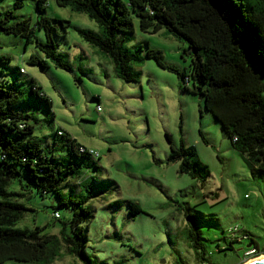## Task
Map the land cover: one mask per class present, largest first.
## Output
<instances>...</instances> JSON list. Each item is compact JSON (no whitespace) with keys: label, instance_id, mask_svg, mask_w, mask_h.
Instances as JSON below:
<instances>
[{"label":"rangeland","instance_id":"obj_1","mask_svg":"<svg viewBox=\"0 0 264 264\" xmlns=\"http://www.w3.org/2000/svg\"><path fill=\"white\" fill-rule=\"evenodd\" d=\"M13 1L0 0V11L12 8V20L27 18L33 25L34 0H21L16 8ZM42 13L56 25L57 33L52 32L56 50L71 69L49 60L46 67L29 62L31 54L44 57L34 44L36 38H44L42 29H34L31 41L0 32V57L8 56L0 60V78L21 89L15 108L29 114L26 121L42 146L55 141L59 147L65 136H72L97 152L94 158L81 160L80 177L70 176L64 191L86 196L92 210V217L82 223L84 250L92 264H203L200 249L193 247L187 234L188 221L198 230L211 264L243 263L242 251L249 239L230 244L229 226L238 227L237 237L247 231L263 246L264 170L233 147L202 97L186 88H191L190 79L183 81L145 54L147 48L159 49L167 65L188 72V44L165 26L155 32L142 30L132 16L133 30L116 33V38L122 47L140 49L142 58L130 63L138 74L136 80H124L114 72L110 57L76 32L78 27L100 31L85 12L47 0ZM30 79L49 105L29 93ZM56 129L64 135L57 136ZM167 136L174 145L182 141L194 147L195 160L206 165L203 179L180 173L179 160H168ZM90 161L98 167L86 168ZM54 198V192L31 195L25 204L32 210L25 211L14 226L39 225L44 232L57 234L61 221L51 216ZM127 200L141 211L129 215ZM57 210L61 217L69 212L66 207ZM0 264L38 263L7 258ZM41 264H78V259L61 245L58 257Z\"/></svg>","mask_w":264,"mask_h":264},{"label":"trees","instance_id":"obj_2","mask_svg":"<svg viewBox=\"0 0 264 264\" xmlns=\"http://www.w3.org/2000/svg\"><path fill=\"white\" fill-rule=\"evenodd\" d=\"M47 0H34L35 22L27 18L11 19L13 9L0 11V32L13 33L31 41L34 29H42L44 38L35 45L44 57L31 54L30 63L47 66V60L62 69H71L56 50L52 32L56 25L42 13ZM57 5L85 12L99 27L76 28V32L90 45L110 57L114 72L124 80H136L138 74L131 61H140V49L122 47L116 33L133 30L132 16L137 17L142 30L155 32L165 26L170 34L188 44L191 60L188 72L167 65L159 49L147 48L145 54L162 67L175 71L181 79L191 80L188 90L202 97L204 107L221 124L235 149L257 169L264 170V0H54ZM14 0L12 7H19ZM8 56L3 55L4 62ZM22 69V70H21ZM24 72L23 68H19ZM4 74V71L2 72ZM39 86L29 80L28 91L47 102ZM21 89L7 78H0V262L5 259L34 261L38 264L58 257L61 245L77 257L78 264H92L84 250L87 242L82 223L92 217L87 197L66 195L69 177L79 178L78 167L84 158L94 154L81 150L85 146L72 136H65L59 147L47 143L42 146L33 136L27 123V112L15 108ZM59 130V129H58ZM57 136H63L61 131ZM169 141L168 160H179L178 171L197 179L204 178L205 164L195 160L193 146L182 141ZM64 149L65 153L58 152ZM94 161L86 168L96 169ZM55 193L51 216L60 219L55 234L44 232V226L15 227L16 221L32 207L25 203L30 196ZM54 198V199H55ZM25 201V202H24ZM129 215L141 211L137 203L127 200ZM69 212L61 217L58 208ZM57 216L53 215V212ZM193 221V216L189 215ZM46 226V225H45ZM247 234V231L243 230ZM188 236L192 245L202 253L198 230L188 221ZM249 240L254 242L252 237ZM230 244L233 239L227 240ZM220 250L221 248L218 247ZM202 259V260H203ZM211 264V263H210Z\"/></svg>","mask_w":264,"mask_h":264},{"label":"built area","instance_id":"obj_3","mask_svg":"<svg viewBox=\"0 0 264 264\" xmlns=\"http://www.w3.org/2000/svg\"><path fill=\"white\" fill-rule=\"evenodd\" d=\"M60 132L61 131L58 130V133H60ZM80 148H81V150L87 149V152L90 153V154H94V155L97 154L96 151H94L91 148H87V146H81ZM53 215L57 216V213L54 211ZM238 230L239 229H238V227L236 225L235 226H229L228 229H227V232H226L227 233V236H226L227 239L228 240L233 239V240L240 241L241 238H248L249 235L243 233V231L241 232V236L237 237V235H235L234 232H236ZM248 242L250 244L243 248L241 261H245V260H247L249 258L253 259L255 257L264 255V243H263V246L260 247L259 244L256 243L255 241L252 242L251 240H248ZM208 254H210V252H208ZM209 262L210 261H207L206 258L203 259V261H202L203 264H210Z\"/></svg>","mask_w":264,"mask_h":264},{"label":"water","instance_id":"obj_4","mask_svg":"<svg viewBox=\"0 0 264 264\" xmlns=\"http://www.w3.org/2000/svg\"><path fill=\"white\" fill-rule=\"evenodd\" d=\"M250 243L247 242L246 243V246H248ZM241 264H264V255H261V256H258V257H255V258H249L245 261H243V263Z\"/></svg>","mask_w":264,"mask_h":264}]
</instances>
